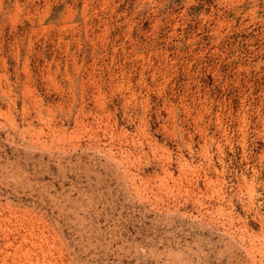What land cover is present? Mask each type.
I'll list each match as a JSON object with an SVG mask.
<instances>
[{
	"label": "rangeland",
	"instance_id": "obj_1",
	"mask_svg": "<svg viewBox=\"0 0 264 264\" xmlns=\"http://www.w3.org/2000/svg\"><path fill=\"white\" fill-rule=\"evenodd\" d=\"M0 264H264V0H0Z\"/></svg>",
	"mask_w": 264,
	"mask_h": 264
}]
</instances>
